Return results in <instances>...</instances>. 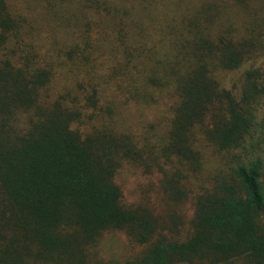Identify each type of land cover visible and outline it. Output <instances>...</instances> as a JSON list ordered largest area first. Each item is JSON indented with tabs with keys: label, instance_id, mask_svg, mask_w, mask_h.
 I'll list each match as a JSON object with an SVG mask.
<instances>
[{
	"label": "trees",
	"instance_id": "1",
	"mask_svg": "<svg viewBox=\"0 0 264 264\" xmlns=\"http://www.w3.org/2000/svg\"><path fill=\"white\" fill-rule=\"evenodd\" d=\"M262 99L264 0H0V264H264Z\"/></svg>",
	"mask_w": 264,
	"mask_h": 264
},
{
	"label": "rangeland",
	"instance_id": "2",
	"mask_svg": "<svg viewBox=\"0 0 264 264\" xmlns=\"http://www.w3.org/2000/svg\"><path fill=\"white\" fill-rule=\"evenodd\" d=\"M35 24L37 27L39 26L42 32L44 31V28L47 26L46 23H41V20H37V23ZM43 34L45 35L44 32L42 33V35ZM235 75H237V73L230 74L229 79L235 77ZM229 79L228 82L230 81ZM258 122L259 124L256 128L253 139L252 140L249 139L248 143L249 145L251 143L256 145L255 146L256 153L260 154L264 158V99H262L258 107ZM129 175L130 172L126 170L122 173L123 177H127ZM119 181H123V180L119 179ZM151 183H152V177H146V178H142L141 176L131 177L128 181L124 182L125 197L129 203H131V201L141 199L142 197H147L149 198L150 201L148 202L149 206L155 207L157 211H163L164 206H163V202L159 198V194H157L156 192L149 193L151 188L150 186ZM134 184L137 185V188L139 189L138 195H135L134 192L135 188L133 189ZM185 212L187 213V208ZM102 251H103V256L105 258L104 261L106 264H116L117 261L123 262L124 260L128 259L132 255L134 250H132V246L129 244L125 235H123L122 233H115V234L105 235Z\"/></svg>",
	"mask_w": 264,
	"mask_h": 264
}]
</instances>
